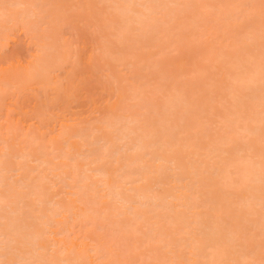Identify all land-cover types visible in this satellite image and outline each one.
Returning <instances> with one entry per match:
<instances>
[{
  "label": "rangeland",
  "instance_id": "1",
  "mask_svg": "<svg viewBox=\"0 0 264 264\" xmlns=\"http://www.w3.org/2000/svg\"><path fill=\"white\" fill-rule=\"evenodd\" d=\"M119 4L127 2L0 0V169L6 178L5 185L0 187V216L9 215L7 222H12V227L6 233L18 237L7 250L0 248V254L8 252L6 256L0 255V264H25L28 260L21 261L18 256L27 258L31 253L37 259H29L31 264H63L59 263L61 257L68 259L65 264H189L188 248L181 252L177 247L164 246V241H154L164 231L170 233L165 239L179 241L182 236L187 237L172 232L174 228H170L169 217H164L165 210L157 212L163 213L157 217L151 208H140L148 213L147 221L127 227L132 214L126 210L122 216L117 215L120 204L115 198L103 197L102 177L90 170L102 167L111 171L113 185L123 184L120 167L126 159L121 158L120 164L114 162L113 151L121 142L115 140L118 131L112 124L118 120L117 127L122 128L133 116L140 119L144 129L156 134L148 138L149 142L168 141L172 146L164 150L155 146V156L131 165L129 176L140 180L123 184L122 191L133 196V186L147 195H161L165 202L175 204L183 225L199 216L205 231L215 218L226 228H240L241 245L223 241L216 246L222 255L218 263L238 264L239 260H225V256L237 251L238 259L245 254L251 256L248 264H264V230L253 228V223L264 214V206L257 207L256 215L243 214L247 223L242 216L234 218L237 202L245 201L251 193V182L243 180L241 173H248L250 178L256 172L264 174V143L259 139L263 133L254 137L253 151L247 154L240 151L245 146V135L233 132L244 117H230L238 119L236 124L234 120L223 121L225 115L235 110L243 109L241 115L248 112L255 116L257 110L264 109V101L260 105L264 84H240L237 80L250 73L257 56L264 55V0H178L164 14L154 13L156 19L150 20L147 29L138 30L133 24L126 33L121 31L127 17L114 9ZM135 7L140 9L139 5ZM247 36H253V40ZM234 96L243 105L232 106ZM176 101L180 102L179 107L172 110ZM168 112H174V116L165 118ZM257 118L262 117L252 120ZM252 120L249 122L254 125ZM229 137L232 140L228 141ZM106 138L114 143L109 153L102 149L109 141ZM186 144L193 147L187 150ZM214 147L227 148L223 159H211ZM157 152L166 154V159L177 157L180 171L157 160ZM92 154L101 161L92 163ZM234 157L238 160L231 165ZM221 161L225 162V174L214 176L204 172L200 181L193 177V166L209 169V165ZM161 164H165L166 171H151L142 179L146 166L154 169ZM171 171H179L188 178L172 180ZM35 188L44 195L31 194ZM179 190L185 193L181 200L169 196L172 192L179 195ZM260 192L264 197L263 187ZM37 198L42 199L41 203ZM206 201L218 202L209 209L202 205ZM178 203L201 206L191 209ZM38 234L41 235L35 241ZM147 235L157 238L147 241ZM199 238L206 254L216 252L213 238ZM180 253L184 256H175ZM209 260L203 258L198 264H209Z\"/></svg>",
  "mask_w": 264,
  "mask_h": 264
},
{
  "label": "bare ground",
  "instance_id": "2",
  "mask_svg": "<svg viewBox=\"0 0 264 264\" xmlns=\"http://www.w3.org/2000/svg\"><path fill=\"white\" fill-rule=\"evenodd\" d=\"M108 1V0H107ZM127 2L126 5H120L117 6L116 8H114L118 15H122L123 17H127L126 19V25L122 28V31L121 32H128V30L130 29L129 27L133 24L137 25V29L138 30H144L145 28L147 29V26H148V23L150 22V20L156 19V17L154 16V13L158 14V13H162L164 14V11L166 12V9L167 7L172 4V5H177L178 3V0H125ZM187 1V0H186ZM116 2V1H115ZM124 2V1H123ZM198 2V1H197ZM114 3V2H113ZM187 3V2H185ZM201 3V2H200ZM13 5V4H12ZM16 5V4H15ZM136 5H139L140 9H136L135 6ZM112 6V5H111ZM182 8V7H181ZM205 8V7H204ZM170 9V8H169ZM173 9V7H172ZM186 9V8H185ZM109 10V9H108ZM180 10V9H179ZM184 10V9H183ZM110 11V10H109ZM171 12V11H170ZM182 12V11H181ZM184 13V12H183ZM114 14V13H113ZM169 14V13H168ZM181 15V14H180ZM112 16V14H111ZM172 16V15H171ZM165 17V16H164ZM164 19V18H163ZM178 19V18H176ZM166 20V19H165ZM112 21V20H111ZM195 21V20H194ZM116 22V21H115ZM124 22V21H123ZM160 22V21H159ZM115 24V23H114ZM153 24V23H152ZM171 24V23H170ZM164 25V24H163ZM157 26V25H156ZM172 26V25H171ZM201 26V25H200ZM149 27V26H148ZM151 27V26H150ZM154 28V27H153ZM161 28V27H160ZM169 29V28H168ZM174 29V28H173ZM150 31V30H148ZM132 32V31H131ZM151 32V31H150ZM163 32V30H162ZM143 33V32H142ZM172 33V32H171ZM160 34V33H159ZM158 34V35H159ZM250 33H248L249 35ZM252 34V33H251ZM166 35V34H165ZM255 36V35H253ZM253 36H247L249 40H253ZM121 37V36H120ZM130 37V35H129ZM136 37V36H135ZM140 37V36H139ZM128 38V36H127ZM142 38V37H141ZM256 37H254L255 39ZM129 39V38H128ZM133 39V38H132ZM139 39V38H138ZM154 39V38H153ZM152 39V40H153ZM143 40V39H142ZM118 42V41H117ZM125 44V43H123ZM120 48V47H119ZM239 51V50H238ZM218 58L219 55L217 56ZM216 57V58H217ZM258 58L255 60L254 62V68L250 71V73H248L247 75H244L243 77H240L238 78V82L240 84H244V83H250V85H257L258 82H261V84L263 85L264 84V55L263 54H260L259 56H257ZM216 60V59H215ZM225 60V59H224ZM244 60V59H243ZM242 60V61H243ZM221 61V60H219ZM218 61V62H219ZM226 61V60H225ZM233 61V59H232ZM249 61V60H248ZM257 61V62H256ZM215 62V61H214ZM224 62V61H223ZM251 62V61H250ZM217 63V62H216ZM226 63H228L226 61ZM230 63V62H229ZM235 63V62H234ZM240 63V62H239ZM244 63V62H243ZM247 64V63H246ZM231 66V65H230ZM238 66V64H237ZM38 67V66H37ZM43 67V66H41ZM40 67V68H41ZM235 67V66H234ZM241 67V65H240ZM237 69V68H236ZM40 70V69H39ZM42 70V69H41ZM230 70V69H229ZM263 70V73H260V71ZM37 73H38V69H37ZM41 73V72H39ZM237 73V72H236ZM239 73V72H238ZM230 74V73H229ZM240 75V74H239ZM262 76V78H259V76ZM31 76V75H30ZM39 77V76H38ZM41 77V76H40ZM234 80V79H233ZM236 80V81H237ZM260 86V85H259ZM258 86V87H259ZM254 87V86H253ZM236 88V87H235ZM251 88V87H250ZM255 89V88H254ZM145 90V89H144ZM229 90V89H228ZM233 90V89H232ZM251 90V89H250ZM263 90V88H262ZM237 91V90H236ZM244 91V90H243ZM254 91V90H253ZM171 92V91H170ZM234 92V91H233ZM231 92V93H233ZM246 92V90H245ZM248 92V91H247ZM246 92V93H247ZM258 92V91H257ZM244 93V92H243ZM172 94V93H171ZM176 94H178L176 92ZM230 93L228 92V95ZM245 94V93H244ZM253 94V93H252ZM255 94V92H254ZM262 94V93H261ZM144 95V94H143ZM175 95V94H174ZM226 95V94H225ZM224 95V97H225ZM230 95H233V94H230ZM236 95V94H235ZM247 95V94H246ZM251 95V94H250ZM249 95V96H250ZM259 95V93H258ZM252 96V95H251ZM250 96V97H251ZM256 97V96H255ZM254 97V98H255ZM134 98V97H133ZM177 98V97H176ZM232 98V97H231ZM235 98V96H234ZM232 98V99H234ZM137 99V98H136ZM168 99V98H167ZM213 99V98H212ZM138 100V99H137ZM215 100V99H214ZM224 99H222V104L223 106L225 105ZM231 101V100H230ZM234 101V100H233ZM248 101V100H247ZM253 101H255L253 99ZM263 101H264V95L261 97V104H263ZM169 102V101H168ZM184 102V101H183ZM182 102V103H183ZM152 103V102H151ZM174 104H172L171 108L173 110V108H175L176 106L179 107L177 104V101L176 102H173ZM188 104V102H187ZM200 104V103H199ZM211 104V103H210ZM221 104V103H220ZM229 104V101L228 103ZM240 105H243L242 104V100L241 99H236L235 98V101H234V105L232 106H240ZM134 106V105H133ZM147 106V105H146ZM149 106V105H148ZM151 106V104H150ZM184 106V105H183ZM187 106V105H186ZM195 106V105H194ZM211 106V105H210ZM228 106V105H227ZM130 107V106H129ZM162 107V106H161ZM170 107V106H169ZM202 107V106H201ZM204 107V105H203ZM153 108V107H151ZM166 107H163V109H165ZM185 108V107H184ZM197 108V107H196ZM206 108V107H204ZM218 108V107H217ZM241 108V107H240ZM253 108V107H252ZM148 109V108H147ZM167 109V108H166ZM182 108H180V111H181ZM200 109V108H199ZM237 109V108H236ZM158 110V108L156 109ZM192 110H194V108H192ZM152 111V109H151ZM149 110V112H151ZM176 111V110H175ZM216 111V110H215ZM233 111V110H231ZM243 111V109L241 110V112ZM192 112V111H191ZM203 112V111H202ZM225 112H226V109H225ZM224 112V113H225ZM240 111L238 110H235L234 112H231L229 113L228 115H225L224 117H227V118H224L223 121H233L234 119L230 118V117H244V119L242 120L241 122V125H239L237 128L236 126L234 128H236L233 132H235V134H243L245 135L246 137V140L245 142H243L245 144V146L243 148H241V152H247V154H250L252 153L251 150H252V146H253V142H254V137H259V135H261L263 133V136L259 139H261L264 143V129H263V125L264 124V109H262L261 107V110H257L256 113H255V116H252L251 114H249L248 112H245L244 115H241ZM146 113V112H145ZM152 113V112H151ZM160 113V112H159ZM215 113V112H214ZM164 114L163 112H161V115ZM176 114V113H175ZM210 114V113H209ZM213 114V113H212ZM223 114V113H222ZM160 115V116H161ZM178 115V114H177ZM181 115V114H179ZM202 115V114H201ZM216 115V114H215ZM218 115V113H217ZM131 116V115H130ZM130 116H127V117H130ZM174 116V112H168L165 116L166 117H173ZM182 116V115H181ZM192 116V115H191ZM134 118H131L130 117V120L127 121V124L124 123L125 125H123L122 128H118L117 127V123L120 124V122L117 120V123L114 125L112 124V126L115 128L116 131H118V133L114 134L115 136V140L121 142V145L119 146L118 143L117 147L114 151H113V154L112 156H115L114 158V162H119L118 164H120V161H121V158H124L126 159L125 163L123 165H121L120 167V170H121V178H122V183L123 184H133L134 182L136 183V181L138 182L140 179H131V176H129L130 174H128V170L131 168V165L141 161L143 158H146L147 156H155V146H159L160 148H163L164 149H168V146H172V144H170L168 141H160V142H149L148 141V138H153V136H156V134L152 133V132H149L146 130V128L144 129L141 125H140V119L138 117H135L133 116ZM178 117V116H177ZM206 117H208L206 115ZM217 117H221L222 116H217ZM252 117H262V118H257V119H253L252 120ZM125 118V117H124ZM179 118V117H178ZM169 119V118H168ZM208 119V118H207ZM249 119H251L253 122H255L254 125H252L250 122H249ZM126 120V119H124ZM173 120V119H172ZM179 120V119H178ZM238 119L234 120L235 121V124H236V121ZM121 121V119H120ZM162 121V120H161ZM165 121V119H164ZM122 122V121H121ZM152 122V121H151ZM118 124V125H119ZM143 124V123H142ZM225 124V123H223ZM239 124V122H238ZM234 125V124H233ZM178 127V125H176ZM225 126V125H223ZM222 126V127H223ZM232 126V125H231ZM147 127V126H146ZM173 127V126H172ZM147 128H150V127H147ZM174 128V127H173ZM227 128V125L226 127ZM230 128V127H229ZM152 129V128H151ZM232 129V128H231ZM103 130V129H102ZM105 130V129H104ZM140 131V132H139ZM160 132V131H159ZM167 133V132H166ZM171 133V132H170ZM175 133V132H173ZM165 134V133H164ZM231 134V133H230ZM234 134V133H233ZM111 135V134H110ZM159 135V134H158ZM162 135V134H161ZM169 135V134H168ZM180 135V134H179ZM163 136V135H162ZM111 138V136H109ZM237 137V136H236ZM233 137H229V139H227L228 141L229 140H232ZM108 139V138H106ZM221 139V138H219ZM257 139V138H256ZM109 140V139H108ZM112 140V139H111ZM158 140V139H157ZM198 140V139H197ZM223 140V139H222ZM221 140V141H222ZM179 141V140H178ZM234 141V140H233ZM180 142H181V139H180ZM189 142V141H188ZM192 142V141H191ZM200 142V141H199ZM232 142V141H231ZM258 142V141H257ZM177 143V142H176ZM187 143V142H185ZM198 143V142H197ZM212 143V142H211ZM260 143V142H259ZM113 142L112 141H107L105 142L104 146H103V152L105 153H109L110 152V148L113 146ZM175 144V143H174ZM184 144V143H183ZM224 144V143H223ZM243 144V145H244ZM256 144V142H255ZM262 144V143H261ZM257 145V144H256ZM254 145V146H256ZM179 146V145H178ZM202 146V145H201ZM213 146V145H212ZM216 146V145H215ZM177 147V146H176ZM181 147V146H180ZM193 145L192 144H186V148L187 150L189 148H192ZM217 147H221V146H217ZM217 147H214V149L211 150V154L214 153L211 157V159L215 158V157H219V158H222L223 155L228 151L226 150L227 148H217ZM223 147V146H222ZM257 148V147H256ZM185 149V148H184ZM197 150V149H196ZM169 151V150H168ZM172 151V150H171ZM191 151V150H190ZM210 151V150H208ZM207 151V152H208ZM230 151V150H229ZM239 151V150H238ZM237 151V152H238ZM253 151V150H252ZM167 152V151H166ZM203 152V151H202ZM231 152V151H230ZM229 152V153H230ZM160 152H157V156H156V159L157 160H161V161H164V162H168L169 164H171V166H174V169L173 170H179L180 171V168H181V164H179V162L177 161V157L175 158V156L173 157H169V159L167 158H164V157H167V156H162L159 155ZM163 153V152H162ZM168 153V152H167ZM175 153V152H174ZM111 154V153H110ZM180 154V152H179ZM204 154V152H203ZM231 154H234V153H231ZM80 155V154H79ZM84 155V154H83ZM133 155V156H132ZM173 155V154H172ZM176 155L178 156V154L176 153ZM237 155V154H236ZM24 156V155H23ZM86 156V155H84ZM93 156V154H92ZM103 156V155H102ZM132 156V157H131ZM228 156V154H227ZM226 156V157H227ZM105 157V156H104ZM107 157V156H106ZM88 158V157H87ZM229 158V156H228ZM92 159V158H91ZM179 159V158H178ZM209 158H207L206 161H210L208 160ZM223 159V158H222ZM233 159V158H232ZM88 160V159H87ZM96 160H99V162L101 161L100 158L96 157V156H93V161L92 163H96ZM104 160V159H103ZM220 160V159H219ZM238 160V157H234L233 161H231V165H233V163L237 162ZM149 161V160H148ZM123 162V161H122ZM212 162V160H211ZM219 162V161H218ZM227 162V161H226ZM89 163V162H88ZM163 163V162H162ZM201 163V162H200ZM206 163V162H205ZM225 162L221 161L220 163H217V165L215 166H210V168H212V170H210V168H202V169H199V168H196L195 166H193L192 168L193 169V174L194 175L193 177L197 179V181H200L201 180V176L204 172H209V173H212L214 176H219L220 174L223 175L224 171H225V168L223 167ZM230 164V162H228ZM114 164V163H113ZM143 164V163H142ZM202 164V163H201ZM207 164V163H206ZM194 165V164H193ZM101 166V165H100ZM207 166V165H206ZM91 167V166H90ZM107 167V166H106ZM118 167V166H117ZM151 167V166H150ZM149 165L148 167L146 166L144 172H143V176H142V179H146L147 177V174L151 171L153 172H163V171H166L164 170L166 167H165V164H161V165H158L156 168L152 169L150 168ZM170 167H167V169H169ZM91 171H96V174L99 176L102 177V181H103V186H105V193L103 194V197L104 196H107L108 198L111 197V198H115L119 204H120V207L117 208V215L118 216H122L123 214H125V211H129L130 214H132V218L131 220L126 224L127 227H130L132 226L133 224H136L137 222L139 221H147V214L145 211L143 210H140V208H151V211L152 212H156V216L159 217V216H162V212L161 213H157L159 212L160 210H165V214H164V217H169V223L170 225L174 226V227H170L168 224V226L170 228H174L173 229V233H176V234H183V235H187V237H184L182 236L179 241L178 240H174L173 238L171 239L170 236L169 238L170 239H165L166 237H168L170 235V233L168 232H162L160 233V237L157 238V234L155 236L153 235H147V241L148 240H154L155 238H157L156 240L154 241H161L165 243L164 246L166 247H177L179 251H181L182 249H189V255H187L186 252L185 255H187V260L189 262V264H198V263H201V259L205 258V259H208L210 258L209 260V264H219L218 261L220 259V257L222 255L218 254L217 252V249H216V246L218 245H221L223 241L229 243L230 245H236V246H239L241 245L242 243L238 240V237H239V229L237 227H233V228H226V226L224 227V224L223 222H220L219 220H217L216 218L214 219V222L208 227V229L205 231L204 230V227H203V223L201 221V218L199 216H197L196 218L190 220L187 222L186 225H183L181 221H183L182 217L176 215V210L174 209L175 204H173L171 201L170 202H165L164 201V198L159 195V194H153V195H147L145 191L143 190H140L136 187H133L130 188L131 191H135V194L132 196V195H129V194H126L127 192H123L122 191V187L124 186L123 184H117V185H113L110 181V172L108 170H105L104 168L102 167H95V168H90ZM89 170V171H90ZM258 170V169H257ZM3 169H0V187L1 186H4L5 185V175L3 174ZM179 171H171L173 172L172 174L169 173L173 179H178L179 181H182V180H185L186 178H188V174L186 175L187 177H183L181 176V174L179 173ZM228 171V170H227ZM190 172V171H189ZM238 174H240L241 171H237ZM134 174V173H133ZM141 174V173H140ZM150 174V173H149ZM225 174V173H224ZM243 174L242 177H243V180H249L251 182L250 184V195L246 198L245 201H238L237 204H238V211L236 214H234V218H239L242 216V219H244L243 217V214H245V216H253V215H256L257 214V207L258 206H264V197H262L261 195H259V192L261 190V188L263 187L264 188V174L263 173H259V172H256L254 173L253 177H249L248 176V173L247 174H244L243 172L241 173ZM240 174V175H241ZM191 175V177H192ZM209 175V174H208ZM247 175V176H246ZM140 176V175H139ZM225 176V175H224ZM190 177V176H189ZM241 177V178H242ZM203 178V177H202ZM206 178V177H205ZM204 178V179H205ZM210 178V177H209ZM216 178V177H215ZM230 178V177H229ZM119 180V179H118ZM208 180V179H207ZM148 182V180H147ZM146 182V183H147ZM243 182V181H242ZM198 183V182H197ZM21 184H26L25 182H22ZM19 184V185H21ZM172 184V183H171ZM208 184V183H207ZM206 184V185H207ZM22 185V186H23ZM27 185V184H26ZM79 185V184H78ZM149 186V184H147ZM80 186V185H79ZM79 186H77L79 188ZM81 186H84L83 184ZM136 186V185H135ZM199 186V185H198ZM211 186V185H210ZM21 187V186H20ZM24 187V186H23ZM27 187V186H25ZM32 187V186H31ZM180 187V185H179ZM185 187V184L183 185V188ZM205 187V186H204ZM29 188V187H28ZM84 188V187H83ZM178 188V186H177ZM210 188V187H209ZM82 189V188H81ZM176 189V188H175ZM198 188H196L197 190ZM128 190V189H127ZM181 190V189H180ZM179 190V191H180ZM185 190V188H184ZM222 190V189H221ZM10 191V190H9ZM79 191V190H77ZM174 191V190H173ZM178 191V192H179ZM198 192V190H197ZM201 192V191H200ZM174 192H172V195H169L171 196V198H173L174 200H181L183 198V196L185 195L184 191H180L179 192V195H175L173 194ZM196 193V191H195ZM261 193V192H260ZM33 194L34 196H37V197H40L42 195H44L42 193V190L39 189V188H35V190L31 193ZM75 194V193H74ZM32 195V196H33ZM214 195V194H213ZM216 195V194H215ZM11 196V195H10ZM136 196V197H135ZM110 198V199H111ZM207 198V197H206ZM104 199V198H103ZM200 199V198H199ZM36 200H39V203H41L42 199L40 198H37ZM114 200V199H113ZM185 200V199H184ZM191 201V200H190ZM38 202V201H37ZM193 202V201H192ZM195 202V201H194ZM193 202V203H194ZM218 202V201H217ZM216 201H206L204 202L202 205L204 206H207L209 209H213L214 207H216V204H217ZM219 202L221 203V201L219 200ZM170 203L172 204V206L170 205ZM114 204V203H113ZM179 204V203H178ZM201 204V203H200ZM180 206L181 205H186V206H189L191 209L192 208H196L201 205H198V204H189V203H182V204H179ZM221 205V204H220ZM178 206V205H177ZM54 207V205H53ZM177 208V207H176ZM197 208V209H198ZM237 208V207H236ZM54 209V208H52ZM224 209V208H223ZM51 210V209H50ZM146 210V209H145ZM220 210H222L220 208ZM219 210V211H220ZM150 211V210H149ZM235 211V210H234ZM53 212V211H52ZM90 212V211H89ZM94 211H92L93 213ZM175 213L174 215L170 214V213ZM215 212V211H214ZM223 212V211H222ZM91 213V214H92ZM97 213V212H95ZM193 214H197L196 211H192ZM216 213V212H215ZM59 214V213H57ZM87 213H84L83 215H86ZM168 215V216H165V215ZM211 214V213H210ZM54 215V214H53ZM98 215V214H97ZM213 215V214H212ZM221 215V214H220ZM220 215L218 217H220ZM56 216V215H54ZM216 216V214H215ZM229 216V215H228ZM44 217V215L42 216ZM225 217V216H224ZM224 217H222L224 219ZM188 218V217H187ZM259 218V217H258ZM9 215H1L0 216V236L1 237H5L3 239H0V248L2 249H5L7 250L10 245L13 243V242H16V239L18 240V237L17 238H13L11 236H8L6 231L8 228L12 227V222H7L9 221ZM14 220V219H13ZM12 220V221H13ZM17 220V219H16ZM49 220V219H47ZM226 220V219H225ZM228 220V219H227ZM226 220V221H227ZM234 220V219H233ZM238 220V219H237ZM246 221L247 223V220L244 219V222ZM15 222V221H14ZM54 222V220H53ZM158 222V221H157ZM38 223V222H37ZM179 223L182 224V226L179 225ZM229 223V222H228ZM249 223V222H248ZM18 224V223H16ZM48 223H46L47 225ZM244 224V223H243ZM20 225V224H19ZM45 225V224H44ZM176 225H179L178 227L180 228H175ZM236 225V224H235ZM166 226V225H164ZM228 226V225H227ZM23 227V226H22ZM167 227V226H166ZM167 227V228H169ZM244 227V226H243ZM135 228V227H134ZM245 228V227H244ZM247 228V227H246ZM253 228L255 229H260L261 231L264 230V214L260 217V219H258L256 222L253 223ZM12 229V228H11ZM165 230V229H164ZM9 231V230H8ZM13 231V230H12ZM15 231V230H14ZM137 231V230H136ZM11 233V232H10ZM15 233V232H14ZM152 233V232H151ZM255 233V232H254ZM9 234V233H8ZM197 235H200V236H196ZM247 234V233H246ZM41 235V234H40ZM40 235H35V238L34 240L36 241ZM174 235V234H173ZM203 236H206V237H210V238H213L214 241H215V250L217 252H210L209 254L205 253L204 250L201 249L200 247V243H201V238L199 237H203ZM247 236V235H246ZM245 236V237H246ZM242 237V236H240ZM262 241V240H261ZM224 242V243H225ZM243 242V241H242ZM247 244V243H246ZM245 244V245H246ZM262 244V243H260ZM78 245V244H76ZM229 246V245H228ZM226 246V247H228ZM247 246V245H246ZM260 246V245H259ZM78 247V246H77ZM242 247V246H241ZM240 247V248H241ZM229 248V247H228ZM248 248V247H247ZM252 248V247H251ZM64 249V248H63ZM187 249V250H188ZM234 249V248H233ZM13 250V249H12ZM11 250V251H12ZM214 250V251H215ZM226 250V249H225ZM230 250V249H229ZM241 250V249H240ZM243 250V249H242ZM61 251V250H60ZM185 251V250H184ZM231 251V250H230ZM230 251L227 250V252L230 253ZM260 251V250H259ZM58 252V251H57ZM182 252V251H181ZM237 252V251H235ZM235 252L234 254L232 253V255H227L225 256V260L226 261H236L238 262V260L240 261L238 264H248V260L249 258L251 257L250 255L248 254H245L241 257V259H238V256H235ZM245 252V251H244ZM250 252V251H249ZM8 252H5L4 254H0L1 256H6ZM62 253V252H61ZM60 253V254H61ZM97 253H98V250H97ZM241 253V252H240ZM253 253H255V251H253ZM37 254V253H36ZM59 254V253H58ZM183 253H180L179 255L176 254L175 256H180L182 255ZM239 254V253H238ZM250 254V253H249ZM41 255V254H40ZM43 255V254H42ZM242 255V254H241ZM253 255V254H252ZM63 256V255H62ZM68 256V255H67ZM79 256V254H78ZM157 256V255H156ZM184 256V254L182 255ZM60 257V256H59ZM72 257V256H71ZM186 257V256H185ZM209 257V258H207ZM20 258L21 261H24V260H28V262H26L25 264H31L30 260L29 259H36L35 258V253H31L29 257H23V256H18V259ZM38 258V257H37ZM41 258V257H40ZM44 258V257H43ZM62 260L59 262V263H63L65 264V262L68 261L67 258H64V257H61ZM75 258V257H74ZM101 258V257H100ZM1 259V257H0ZM46 259V258H45ZM44 259V260H45ZM77 259H80V258H77ZM82 259V258H81ZM80 259V260H81ZM213 259V261H212ZM37 260V259H36ZM255 260V259H254ZM19 261V260H18ZM47 261V260H46ZM75 261L76 258H75ZM37 262V261H36ZM55 262V261H54ZM220 262V261H219ZM256 263H258L257 261H255ZM264 262V261H263ZM49 263V262H48ZM79 263V262H78ZM222 263V262H221ZM4 264H12L11 262H7L5 261ZM42 264V263H41ZM80 264V263H79ZM224 264V263H223Z\"/></svg>",
  "mask_w": 264,
  "mask_h": 264
}]
</instances>
